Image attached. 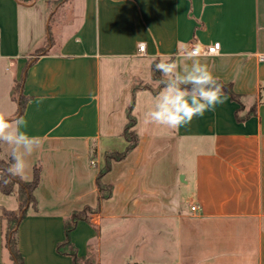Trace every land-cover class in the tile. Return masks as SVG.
I'll use <instances>...</instances> for the list:
<instances>
[{"label":"crops","instance_id":"1","mask_svg":"<svg viewBox=\"0 0 264 264\" xmlns=\"http://www.w3.org/2000/svg\"><path fill=\"white\" fill-rule=\"evenodd\" d=\"M51 1L60 5L48 42ZM214 43L219 53L201 62L240 101L223 94L215 111L178 129L146 125L162 89L154 63ZM37 50L45 52L36 57ZM137 81L151 89L133 95ZM19 83L22 113L13 97ZM133 98L139 145L103 177L113 196L72 231L79 255L93 245L100 264H130L133 256L135 264H264V0H0V111L23 117L28 134L43 139L21 177L32 181L41 166L36 206L18 227L25 264H74L57 252L65 219L98 206L105 154L128 146L122 135ZM167 148L173 158L161 157ZM167 163L168 175L156 177ZM19 205L16 194L0 192V264H14L1 216ZM119 244L127 255L109 252Z\"/></svg>","mask_w":264,"mask_h":264},{"label":"clouds","instance_id":"2","mask_svg":"<svg viewBox=\"0 0 264 264\" xmlns=\"http://www.w3.org/2000/svg\"><path fill=\"white\" fill-rule=\"evenodd\" d=\"M155 70L161 73L159 83L163 87L144 115L146 125L178 129L224 103L222 85L208 64L201 62L199 46L185 49L179 60L172 57L160 59L155 63ZM27 127L28 122L23 117L10 120L5 112L0 111V145L5 146L11 161L5 170L9 177H23L27 168L26 157L43 145V139L29 135Z\"/></svg>","mask_w":264,"mask_h":264},{"label":"trees","instance_id":"3","mask_svg":"<svg viewBox=\"0 0 264 264\" xmlns=\"http://www.w3.org/2000/svg\"><path fill=\"white\" fill-rule=\"evenodd\" d=\"M19 4L30 5L36 0H16ZM69 2L70 0H62ZM49 8L52 12L57 9L60 2L51 1L48 3ZM53 14L49 20L48 26V42L52 41L51 23ZM45 50H37L33 55L36 57L42 55ZM36 58L29 60V65L34 63ZM156 63V62H155ZM155 63L152 68L153 78L160 81L162 79L161 73L155 70ZM218 82L222 85V94H228L234 101L239 102L240 96L237 94L231 84H226L221 80ZM163 85L160 84L159 88ZM139 89H151L149 85H144L142 82L137 81L133 87V95ZM157 91V90H153ZM13 97L19 102L20 113L23 112L27 98L21 93V83L17 84L13 89ZM134 107V98L127 111L128 123L123 132V138L127 141L128 146L122 152H107L105 154V165L100 171L97 177V187L99 191V204L96 208L85 207L81 211L73 212L69 217L65 219V239L57 245V252L60 254L68 255L72 258L74 264H100L97 252L93 245L89 246L87 255L80 256L79 251L71 240V233L81 221L91 223V216L97 212H100L102 203L110 199L113 196V186L103 182V177L111 170L112 163L114 161H122L139 145L140 138L135 132L134 127L136 125V118L133 116L132 111ZM248 115H242L240 109L236 112V118L238 121H244ZM11 163L9 160L7 164H3L2 168V179L0 180V192L11 195L16 194L19 200V209L17 211L4 210L1 216L2 220L5 221V247L9 251L14 264H25L24 258L20 252L18 244V227L20 222L26 217L27 209L29 206H36V199L34 191L40 183L41 179V166L36 165L34 167V178L30 182L24 181L21 177H9L6 173V168ZM7 181V182H5Z\"/></svg>","mask_w":264,"mask_h":264},{"label":"rangeland","instance_id":"4","mask_svg":"<svg viewBox=\"0 0 264 264\" xmlns=\"http://www.w3.org/2000/svg\"><path fill=\"white\" fill-rule=\"evenodd\" d=\"M60 1V0H59ZM132 103V102H131ZM134 106H135V100H134ZM134 108V107H133ZM2 148H3V152H2ZM173 155H174V153H173V151L171 152H169V149L167 148V150H166V152H164V154L161 156L162 158L164 157H172L173 158ZM190 155H193V153L192 154H190ZM195 155V154H194ZM185 154L184 153H182V156H181V159L182 158H184L185 159ZM190 157V156H189ZM193 157V156H192ZM179 159H180V156H179ZM8 161H9V159L7 158V155H6V150H5V146H2V145H0V162H4V164H7L8 163ZM170 167H172V165H170V164H168L167 163V172L166 171H160V169H161V167H160V165H159V168L158 167H156L157 168V170H155V174H156V177H157V175L159 176L161 173H163V172H165V174H167L168 175V170L170 169ZM2 168H3V164L1 165L0 164V180L2 179ZM184 168L187 170V171H189V172H193V170H194V163H188V164H185V166H184ZM170 175V174H169ZM168 177V176H167ZM190 203H191V201L189 200L188 202H187V208L189 207V205H190ZM156 221H157V223H159V222H163L164 220L163 219H161V220H157L156 219ZM158 231V230H157ZM162 231V230H161ZM126 236H129V237H132V234L130 233V234H128V235H126ZM161 236L160 235H157V238H160ZM116 247H114V246H110V253L111 254H113V253H115L117 256L118 255H120V254H124V256L125 255H127V253H128V246L126 245H124V244H119V246H117V248H116V250H114ZM115 254H114V256H115ZM156 254H157V258H161L160 256H162V251H158V252H156ZM9 256H10V259L12 260V258H11V255H10V253H9ZM134 257L135 256H133V260H130L129 259V262H130V264H135V260H134ZM12 262H13V260H12ZM14 263V262H13ZM113 264H116V263H113Z\"/></svg>","mask_w":264,"mask_h":264},{"label":"built area","instance_id":"5","mask_svg":"<svg viewBox=\"0 0 264 264\" xmlns=\"http://www.w3.org/2000/svg\"><path fill=\"white\" fill-rule=\"evenodd\" d=\"M220 49H221V44L220 43H214V44H212L210 46H207L203 51H199V52H200V55L211 56V55L218 54ZM139 52L141 54L145 53V44H140L139 45ZM199 209H200L199 206H192L191 207V210L193 212H196Z\"/></svg>","mask_w":264,"mask_h":264}]
</instances>
